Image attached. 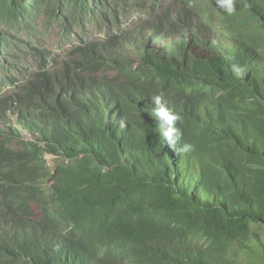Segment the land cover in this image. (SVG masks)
<instances>
[{
    "label": "trees",
    "instance_id": "trees-1",
    "mask_svg": "<svg viewBox=\"0 0 264 264\" xmlns=\"http://www.w3.org/2000/svg\"><path fill=\"white\" fill-rule=\"evenodd\" d=\"M45 1L0 0V55L15 37L3 24L31 19L26 26L37 29ZM69 1L81 12L106 6ZM210 1V16L247 38L244 44H223L199 20H182L180 42L191 32L179 46L188 60L175 59L176 51L169 61L163 52L151 58L152 49L143 57L145 78L162 85L157 94L173 100L185 119L171 151L149 114L156 93L87 80L117 62L113 45L82 41L55 76L52 53L42 50L36 79L16 99L0 100V214H12L0 221V264H264V59L253 77L247 73L257 55L264 58V0H239L232 15ZM251 19L260 26L244 35L242 23ZM167 36L156 40L170 48ZM188 62L207 85H195L194 77L177 82ZM15 141L23 152L6 147ZM186 144L190 150L180 151ZM47 153L60 157L55 174L45 168ZM46 178L50 184L41 188Z\"/></svg>",
    "mask_w": 264,
    "mask_h": 264
},
{
    "label": "clouds",
    "instance_id": "clouds-1",
    "mask_svg": "<svg viewBox=\"0 0 264 264\" xmlns=\"http://www.w3.org/2000/svg\"><path fill=\"white\" fill-rule=\"evenodd\" d=\"M241 1L247 2V0H241ZM238 2L239 0H216L217 6L223 9L228 15H232L236 12L235 7L238 4ZM195 6L199 7V11L196 12L194 10ZM210 9H214L213 3L210 0H175V8H174V13L172 15H171V12H172V8H171L169 13L164 14L165 17L162 20L158 19L157 21H154V22L148 21L145 24H139L137 27V30H135V33L127 32L123 34V32H120L119 34L120 35L122 34L120 39L115 38V40H111L108 44H100L98 42L100 44V47H104V46L110 47L112 45L116 46L117 48L116 54L119 56L117 58V62L111 64L113 65V67H109V68L108 66L104 67L100 72H97L96 74H90V76L87 78V80L95 79L98 82L109 81L110 83L117 85L118 88H124L132 92L133 91L138 92L139 90H142V89H148V90H151V92L156 93L152 95L153 105L151 109L149 110V114L151 116H154L156 120L158 121L159 135L163 137V139L166 142L165 145L168 147L170 151L172 148H175L173 145H176L178 143L179 138L183 134L182 124L185 122V119L183 118L181 110L179 109L178 105L173 100L169 99L168 97H164L162 94L161 95L157 94V92L162 88V85L159 84L154 79H152L151 77H149L148 75L147 76L150 79L145 78L146 75L141 71V65L143 64V57L145 56L144 58H146V53L149 51V49H152L154 53L150 52L151 58H154V57L159 58L160 57L159 53L163 52L164 54L168 53V55H166L164 59L169 61L173 58L172 51H176L178 53H177V56H175L174 54L175 59H178L181 62L188 60L189 56H186V54H184L183 49H180L179 46H183L184 43H186L187 41L189 42L191 40V35H190L191 32L186 33L187 34L186 42H180V38L184 33L183 30H185L184 28L185 25L182 23V20H191L192 22L195 20H199L200 24L199 25L196 24V25H198L199 27H208L209 29L213 30L217 34L216 37L217 39H219L218 41L222 42L223 44H233L232 41H237V42L241 41L240 43L244 44L247 38L240 40V37H237V34H239L238 31H235L233 29L232 32H230L226 27H224L220 23L217 17L213 18L210 16L213 13L212 11H210ZM239 18L243 19L242 17H239ZM174 21L177 22L176 25L178 27L177 29L179 30V33H175L174 31H172V25ZM250 21H251L250 25L243 24L241 22L242 27L240 28V31L244 35L248 34L249 36H251L255 34V31L258 30L256 25L260 26V24L256 20L251 19ZM214 26H216L218 29L215 30ZM144 33H152V34H148L147 37H145L144 39L143 38ZM164 34L168 35L165 41L168 42V44L170 45V48L168 47L167 44L165 45L161 42L162 43L161 45L160 42L156 40L157 37H161V36H162L161 40H163ZM82 41H85V40H82ZM82 46L83 45L81 42V44L78 45V47H82ZM126 46H128L129 49H132L131 51L137 55L136 59H133L132 57H130L129 54L131 52L126 48ZM255 50L259 51L260 49L256 48ZM257 56L253 59L255 60L257 58V60L252 62L250 66L255 65V62H256V65L257 63H262V60L260 59H264V58L262 57L259 58L260 55L258 57ZM3 62H4V59H3ZM210 62L212 63V66H213V60ZM119 65L122 66L124 70L121 69L122 67H120ZM248 68H251V67H248ZM254 68L247 70V73L252 77L254 76V72H252L251 70ZM108 69H115L116 71H118L119 72L118 76L111 78L107 74ZM130 69H132V71H134L138 75L136 76L133 75ZM260 69L263 71L262 68ZM65 70H66L65 68L58 70L57 72H55L54 76L57 75V73H60V74L63 73ZM191 70H192L191 62L186 63V67H184L183 73L180 74L179 79H177V82L181 81L184 78L194 77V75L190 73ZM232 70L235 74H238V75L242 74L244 71L243 68H241L238 65H233ZM37 72H38V68H37ZM35 79L36 78H34L33 76L29 80L30 83L34 81ZM194 84L205 86L208 83L195 78ZM14 92L15 93L13 95L9 94L7 96H0V100L8 99L11 96L12 98H15V94H18L22 91L20 88V90H17ZM15 99L8 100L10 107H11V103L15 102ZM176 99L177 101H180L178 98ZM16 105L17 104L15 103L13 106H16ZM116 109L117 108H113L112 111H116ZM125 109L129 111L135 110L133 107H128ZM112 111L109 109L108 113H111ZM14 120L17 121V115L14 116ZM4 121H5L4 113L2 111V104H1L0 105V127H2ZM108 121H111V120L108 119ZM23 134H24L25 141H35L34 139L30 137L28 133H23ZM15 144L19 145L20 148L18 149L13 148V145ZM6 147L9 150L16 152V153L23 152L25 149V145L21 144L20 141L9 143ZM190 148H191V145L186 144L183 146V148L180 149V151L186 152L190 150ZM47 155L54 156L57 162L60 157L55 156L50 153H47L44 156V159L46 160V163H47V166H45V168L48 171H50L52 174H55L57 168H59V166L62 164L57 163L58 165L56 164L54 168L50 166L48 167V160L46 158ZM67 162L69 161L65 160V163ZM50 180L51 178H46L45 180L40 182L39 186L41 188L47 187L50 184L48 182ZM34 207H35V204H33V208ZM11 215L12 214L10 213L6 215L0 214V221L2 222L7 221Z\"/></svg>",
    "mask_w": 264,
    "mask_h": 264
},
{
    "label": "rangeland",
    "instance_id": "rangeland-1",
    "mask_svg": "<svg viewBox=\"0 0 264 264\" xmlns=\"http://www.w3.org/2000/svg\"><path fill=\"white\" fill-rule=\"evenodd\" d=\"M103 3L105 9L100 6L99 12L92 13L89 10L91 7L84 12L78 11L69 0H47L41 6L37 21L33 23L37 29H34V25L30 29L26 26L31 19L21 20L19 24L11 25V28L3 24L1 29L15 37L11 38L13 47L4 49L0 55V59H4L0 67V96L13 95L34 76L41 62L42 50L52 52L50 70H59L64 62L72 59L70 53L82 40L86 43L108 44L115 38L120 39V32L135 33L139 24L157 21L156 16L169 13L171 8L172 15L175 8V0H104ZM140 4H145L147 8H141ZM155 4L156 11L153 12ZM103 10L105 15L101 14ZM126 48L132 53L130 57L136 59L137 55L132 49ZM250 67L254 68V65ZM107 74L114 78L119 72L108 69ZM9 78L16 82L13 83ZM13 148L18 149L20 146L15 144ZM46 158L48 167L54 168L57 163L60 164L52 155Z\"/></svg>",
    "mask_w": 264,
    "mask_h": 264
},
{
    "label": "bare ground",
    "instance_id": "bare-ground-1",
    "mask_svg": "<svg viewBox=\"0 0 264 264\" xmlns=\"http://www.w3.org/2000/svg\"><path fill=\"white\" fill-rule=\"evenodd\" d=\"M151 34V33H150Z\"/></svg>",
    "mask_w": 264,
    "mask_h": 264
}]
</instances>
